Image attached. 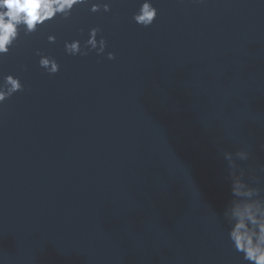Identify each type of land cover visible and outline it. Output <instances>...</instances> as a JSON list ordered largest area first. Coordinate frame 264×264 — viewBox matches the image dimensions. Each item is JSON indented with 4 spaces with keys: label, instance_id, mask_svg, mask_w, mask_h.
<instances>
[{
    "label": "water",
    "instance_id": "obj_1",
    "mask_svg": "<svg viewBox=\"0 0 264 264\" xmlns=\"http://www.w3.org/2000/svg\"><path fill=\"white\" fill-rule=\"evenodd\" d=\"M105 2L0 61L24 84L0 105V264H244L222 153L247 147L264 190V0H154L147 28ZM92 27L105 53L66 54Z\"/></svg>",
    "mask_w": 264,
    "mask_h": 264
},
{
    "label": "clouds",
    "instance_id": "obj_2",
    "mask_svg": "<svg viewBox=\"0 0 264 264\" xmlns=\"http://www.w3.org/2000/svg\"><path fill=\"white\" fill-rule=\"evenodd\" d=\"M203 3V0H196ZM88 6L91 13L111 11V5L105 0H0V61L17 45L21 38L39 32L49 22L57 19L68 21L75 10ZM158 9L154 0H139V6L132 15V20L145 28L156 20ZM81 31H83L81 29ZM47 42L55 44V34H47ZM64 51L71 56H86L95 51L99 55L105 53L107 41L101 29L92 27L87 38L65 40ZM38 65L48 75L60 71V64L54 56L37 50ZM109 60L115 54L107 52ZM24 90L19 76L0 74V105L17 92ZM264 147V146H262ZM223 158L227 164L231 199L223 211V221L228 226V240L231 248L239 253L244 264H264V194L259 186L260 176L257 170H245L240 162L247 161L250 152L241 147L235 152L224 151ZM264 173V168L258 170Z\"/></svg>",
    "mask_w": 264,
    "mask_h": 264
}]
</instances>
